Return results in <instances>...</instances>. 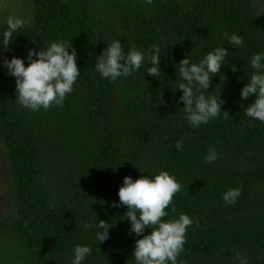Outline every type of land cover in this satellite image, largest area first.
Here are the masks:
<instances>
[{
	"label": "trees",
	"instance_id": "16d2710c",
	"mask_svg": "<svg viewBox=\"0 0 264 264\" xmlns=\"http://www.w3.org/2000/svg\"><path fill=\"white\" fill-rule=\"evenodd\" d=\"M18 1L17 14L30 23L0 51V181L8 188L0 264H72L76 245L92 250L82 264H136L142 237L130 231L126 207L112 204L125 176L151 178L161 170L183 185L176 212L170 207L164 219L183 213L194 220L178 264H241L237 253L244 264H264V122L245 114L256 96H240L255 72L251 57L264 53V0ZM6 29L0 22V44ZM225 32L242 36L243 46L229 44ZM115 39L125 53L132 45L144 52L158 45L160 76L147 75L146 64L129 77L103 78L96 58ZM57 41L76 51L81 73L73 91L62 107L25 109L2 61L15 56L27 66L30 49ZM220 46L229 55L204 94H216L219 85L222 112L193 127L177 88L179 63H199ZM209 148L218 153L212 163L204 160ZM229 188L241 190L231 205L223 200ZM101 220L109 238L98 242Z\"/></svg>",
	"mask_w": 264,
	"mask_h": 264
},
{
	"label": "clouds",
	"instance_id": "9594fccd",
	"mask_svg": "<svg viewBox=\"0 0 264 264\" xmlns=\"http://www.w3.org/2000/svg\"><path fill=\"white\" fill-rule=\"evenodd\" d=\"M149 5L153 0H145ZM7 29L3 32L0 51L8 50L13 41V34L24 26V21L16 16L7 18ZM228 43L236 48L244 44V38L225 32ZM71 49V51L69 50ZM229 55L226 48L220 46L208 52L199 63H191L189 58H184L179 63V75L182 83L178 84L182 95L183 111L188 122L193 127L208 124L210 120L218 117L225 102L218 91L214 95L206 96L204 93L211 84V77L220 73L221 66L225 64V57ZM33 56L36 59H33ZM160 49L158 45H150L147 52L137 50L132 45L127 53L124 52L122 43L115 39L96 58L95 69L109 81H115L120 77H129L138 72L143 65L151 64L147 68V75L159 77ZM25 66L24 60L13 56L10 60L3 59V66L7 68L9 75L15 77L16 100L25 109L38 112L50 107H62L65 98L73 91V86L80 76V70L76 63V51L71 42H52L44 50H29ZM251 67L255 72L248 79V83L241 89L242 100L255 95L254 102L245 109V114L253 119L264 122V53H256L251 57ZM233 72L238 71L235 65H231ZM225 78L221 76V81ZM224 119L229 117L223 111ZM183 140L175 144L177 151L182 150ZM218 159L215 148H209L204 160L212 163ZM183 188L173 175L161 170L154 177L140 176L133 180L130 176L123 178V185L118 189L119 203L113 202V207L125 206L124 213L130 223V231L141 236L135 241V249L132 254L136 264H178V257L184 251L187 230L194 223L193 218L186 214H180L175 219H164L169 216L168 209L176 212L174 197ZM241 195L239 188H229L223 193V200L231 205ZM123 217V218H124ZM97 229L95 239L98 242L109 238V223L101 220L95 225ZM93 225H85L86 230H91ZM150 233L144 235L145 229ZM87 245H76L73 250L72 264H82L91 253ZM236 259L244 264L243 258L237 253Z\"/></svg>",
	"mask_w": 264,
	"mask_h": 264
},
{
	"label": "rangeland",
	"instance_id": "374dc122",
	"mask_svg": "<svg viewBox=\"0 0 264 264\" xmlns=\"http://www.w3.org/2000/svg\"><path fill=\"white\" fill-rule=\"evenodd\" d=\"M22 2V0H20ZM11 2H14L17 7H13ZM21 4V3H20ZM19 6L18 0H0V22L7 21L9 16H16L17 18L22 19L25 23L24 25H28L30 20L26 16H19L17 14V8ZM7 9V10H6ZM5 181H0V216L5 213V210L8 206L7 203V191Z\"/></svg>",
	"mask_w": 264,
	"mask_h": 264
}]
</instances>
